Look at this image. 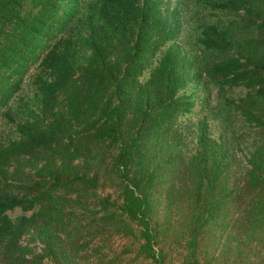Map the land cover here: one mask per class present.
Segmentation results:
<instances>
[{
    "label": "trees",
    "instance_id": "trees-1",
    "mask_svg": "<svg viewBox=\"0 0 264 264\" xmlns=\"http://www.w3.org/2000/svg\"><path fill=\"white\" fill-rule=\"evenodd\" d=\"M191 5L0 0V264H264V0Z\"/></svg>",
    "mask_w": 264,
    "mask_h": 264
},
{
    "label": "rangeland",
    "instance_id": "rangeland-1",
    "mask_svg": "<svg viewBox=\"0 0 264 264\" xmlns=\"http://www.w3.org/2000/svg\"><path fill=\"white\" fill-rule=\"evenodd\" d=\"M171 1H172V3L174 5L178 3L182 7L183 6H188L189 10L191 12H194V7L191 5V3L194 2L195 0H171ZM191 16H192V14L187 15V14L183 13V20H185L184 21V26L187 29V33L188 32L193 33V27H192L193 24L192 23H190V24L188 23V19H190ZM188 40H189V38H186L185 41H177L178 46H179V48L181 49L182 52L185 51V50H182L183 47H186V50H187V48H188L187 41ZM192 44H193V40H192ZM181 54L183 55V53H181ZM199 93H200V91H199ZM201 95H203V94H201ZM211 101L212 100H210V102ZM198 107H200L199 104H198ZM205 113H206V111L201 112L200 109H199L198 114L194 116L193 121L191 122V124L192 123H196L198 121V119H200V118H202L204 116ZM186 124H187V122H186ZM209 130H210L211 136L215 140H218L219 142H221V140H222V141H224L226 143L227 147L231 151V154H233V156L235 157V163H236V166H238V167H235V170L239 171L242 168V166L244 165V160H243V157L241 156V154L237 151L238 139H234L229 134H226L223 131L221 125L218 122H216V121L210 122V129ZM184 132L187 135L188 140H194V139L196 140V136H197V130L196 129H189V128H187L184 125ZM247 143H248V141H240L239 140V144H240L241 148L244 149V150H247V148H248V144ZM18 215H20L19 212L15 213V214H10L11 217H16ZM32 238H33V235H29V236L25 237L23 239V244L24 245L29 244L30 247H32V248L34 247L36 252H39V253L42 252L43 245L41 243H39V242L33 243L32 242ZM115 247L120 250V243H118Z\"/></svg>",
    "mask_w": 264,
    "mask_h": 264
}]
</instances>
